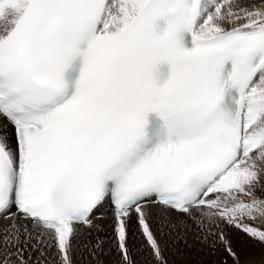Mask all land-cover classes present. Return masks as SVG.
<instances>
[{
	"label": "snow or ice",
	"instance_id": "6c2138e0",
	"mask_svg": "<svg viewBox=\"0 0 264 264\" xmlns=\"http://www.w3.org/2000/svg\"><path fill=\"white\" fill-rule=\"evenodd\" d=\"M134 250L264 264V0H0V264Z\"/></svg>",
	"mask_w": 264,
	"mask_h": 264
},
{
	"label": "rangeland",
	"instance_id": "374dc122",
	"mask_svg": "<svg viewBox=\"0 0 264 264\" xmlns=\"http://www.w3.org/2000/svg\"><path fill=\"white\" fill-rule=\"evenodd\" d=\"M136 248H139L138 242L136 244ZM136 252L137 251H133V256L137 255L136 259H137L138 264H141V262L143 264V260H142L143 253L137 252V254H136ZM167 255L169 256L170 264H185L184 260L181 257H179L178 255L173 254V252L171 250L167 253ZM139 260H141V261L139 262Z\"/></svg>",
	"mask_w": 264,
	"mask_h": 264
},
{
	"label": "bare ground",
	"instance_id": "6f19581e",
	"mask_svg": "<svg viewBox=\"0 0 264 264\" xmlns=\"http://www.w3.org/2000/svg\"><path fill=\"white\" fill-rule=\"evenodd\" d=\"M135 251V250H134ZM138 252V251H137ZM137 252H136V254H137ZM134 257H135V259L137 258V255H134ZM137 260V259H136ZM141 260H139V262H140ZM141 264H142V262H141Z\"/></svg>",
	"mask_w": 264,
	"mask_h": 264
}]
</instances>
